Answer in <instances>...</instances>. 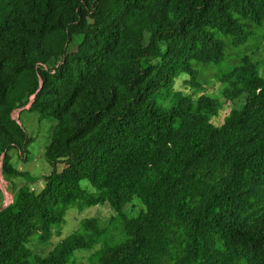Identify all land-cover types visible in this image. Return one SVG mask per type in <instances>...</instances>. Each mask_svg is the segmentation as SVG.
<instances>
[{"label": "trees", "instance_id": "obj_1", "mask_svg": "<svg viewBox=\"0 0 264 264\" xmlns=\"http://www.w3.org/2000/svg\"><path fill=\"white\" fill-rule=\"evenodd\" d=\"M259 38L264 0H0V176L13 192L0 264H70L102 242L97 221L46 256L33 245L59 236L70 209L104 204L125 239L93 264H264ZM213 68L224 101L245 97L221 123L219 101L173 91ZM18 111L55 122L43 177L13 166L32 143ZM134 200L143 210L128 216Z\"/></svg>", "mask_w": 264, "mask_h": 264}, {"label": "rangeland", "instance_id": "obj_2", "mask_svg": "<svg viewBox=\"0 0 264 264\" xmlns=\"http://www.w3.org/2000/svg\"><path fill=\"white\" fill-rule=\"evenodd\" d=\"M258 40L260 44L258 42V46L253 52H249V55L251 60L260 66V71L262 75H264V38H259ZM79 43L80 40L76 39L69 51L74 52ZM216 74L217 70L215 68L211 70L206 69L202 72L199 71L195 87H191L187 84V82L190 81V76L183 74L175 79L173 91L181 92L185 96H190L194 101L202 96L219 101V104L224 106L219 121V123H221L222 119L229 111L242 109L245 103V97H240L231 102L224 101V85L215 79L217 78ZM14 118L24 128L28 136L32 138V143L27 148V162H25L24 157H22L19 151L13 150L10 152L14 168L20 172H28L33 177H43L47 175L50 169L43 157L46 148L51 142L52 131L55 125L54 120L47 119L39 121L35 113L28 111H18L14 114ZM37 186L40 187L41 184ZM83 187L91 193L95 192L87 182L83 183ZM12 198L13 192L10 183L0 176V208L7 206ZM133 205L135 213L131 212L130 207H127L125 210V214L128 216L138 214L143 210V206L138 200H134ZM88 220L97 221L102 229H105L107 232L102 242L96 247H93L91 250L76 251L70 264H93L94 253L101 248L103 244L111 245L125 239L122 220L108 204H104L86 209L82 213L78 212L76 208L70 209L65 216V222L61 228L60 235L53 236L45 249H42V246L33 245L35 248L33 250L42 254V256H46L49 252L54 251L66 238L75 234L80 228V225Z\"/></svg>", "mask_w": 264, "mask_h": 264}, {"label": "water", "instance_id": "obj_3", "mask_svg": "<svg viewBox=\"0 0 264 264\" xmlns=\"http://www.w3.org/2000/svg\"><path fill=\"white\" fill-rule=\"evenodd\" d=\"M10 203H11V202H10ZM10 203H9L7 206H5V207L0 208V212H1L3 209H5L6 207H8V206L10 205Z\"/></svg>", "mask_w": 264, "mask_h": 264}]
</instances>
